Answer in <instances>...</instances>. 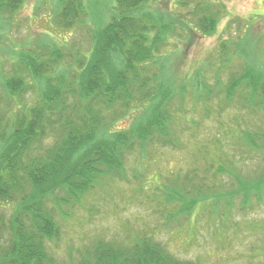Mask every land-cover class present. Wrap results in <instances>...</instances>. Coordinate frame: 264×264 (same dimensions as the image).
<instances>
[{"label": "rangeland", "instance_id": "rangeland-1", "mask_svg": "<svg viewBox=\"0 0 264 264\" xmlns=\"http://www.w3.org/2000/svg\"><path fill=\"white\" fill-rule=\"evenodd\" d=\"M83 2L85 14L71 29L53 24L57 0H24L13 13H0V84L19 52L37 51L42 43L88 54L93 30L110 20L115 0ZM206 5L218 12L215 32L191 33L187 29L195 28ZM151 7L174 27L166 34L162 63L153 67L178 90L168 104L172 135L164 145L151 142L126 155L124 172L102 179L79 203L56 208L60 237L48 243V251L55 264H81L99 240L131 245L136 237H149L182 261L264 264V204L254 196L248 205L242 195L225 197L235 193L236 178L250 182L264 174V108L247 100L243 87L228 103L224 97L242 68L264 67V0H156ZM36 91L21 94L16 104H29ZM133 115L120 116L115 129L127 128ZM218 166L225 171L219 173ZM186 176L203 194L223 196L209 201L213 206L199 204L190 215H176L179 205L168 198L174 187L179 192L187 185ZM14 208L13 202H0L5 223Z\"/></svg>", "mask_w": 264, "mask_h": 264}, {"label": "trees", "instance_id": "trees-1", "mask_svg": "<svg viewBox=\"0 0 264 264\" xmlns=\"http://www.w3.org/2000/svg\"><path fill=\"white\" fill-rule=\"evenodd\" d=\"M155 1L115 0L110 20L93 30L88 54L42 43L37 51L19 52L11 73L1 80L0 202H13L15 208L8 223L0 215V240L5 241L0 264H55L48 243L60 237L56 208L79 203L102 179L119 176L126 155L151 142L169 141L168 104L178 90L153 67L157 60L162 63L159 55L174 27L163 23L166 14L150 11ZM23 2L0 0V13H13ZM57 3V28L71 29L85 14L83 0ZM203 10L195 28L187 30L210 36L218 12L207 5ZM259 65L254 69L248 64L232 76L224 91L227 103L243 87L247 100L264 108V67ZM33 89L29 104H16ZM131 113L129 126L115 129L120 116ZM245 139L254 143L250 134ZM216 170L225 171L220 166ZM185 178L188 187L184 184L179 192L174 187L168 198L179 205L176 215H190L199 204L213 206L209 201L223 196L203 194L192 178ZM235 180V193L226 198L242 195L248 205L254 196L258 205L264 204V174L250 182ZM91 249L81 264H197L173 257L149 237H136L131 245L99 240Z\"/></svg>", "mask_w": 264, "mask_h": 264}]
</instances>
